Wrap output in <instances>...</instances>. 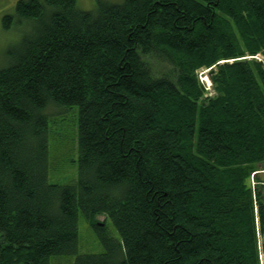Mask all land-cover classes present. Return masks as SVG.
Masks as SVG:
<instances>
[{"label": "trees", "instance_id": "obj_1", "mask_svg": "<svg viewBox=\"0 0 264 264\" xmlns=\"http://www.w3.org/2000/svg\"><path fill=\"white\" fill-rule=\"evenodd\" d=\"M13 20L31 28L0 67V264H264V0H19ZM201 66L215 94L198 102ZM50 103L77 106L64 184ZM79 213L103 252L77 254Z\"/></svg>", "mask_w": 264, "mask_h": 264}, {"label": "rangeland", "instance_id": "obj_2", "mask_svg": "<svg viewBox=\"0 0 264 264\" xmlns=\"http://www.w3.org/2000/svg\"><path fill=\"white\" fill-rule=\"evenodd\" d=\"M120 2L122 0H104ZM97 0H77V5L82 9H94ZM0 10V67L5 65L10 59L6 52H15L20 46L21 39L27 34L31 28L28 22H13L4 27L1 23L2 15L5 13H12L11 11ZM30 26V27H29ZM252 55H244L250 57ZM258 59L264 57L258 53L255 55ZM142 59L147 62L151 73L154 76H161L170 73L173 70V65H169L165 60L159 56L142 55ZM231 61L233 59H224L223 61ZM219 62V61H218ZM211 67V66H210ZM201 66L196 70V76L199 83L203 87V92L198 102L204 101L206 97L215 94L214 85L212 82L211 68L216 67ZM47 115L48 129H47V142H48V181L51 183H68L75 177L76 172V135H77V106H56L48 104L44 108ZM257 178H264V160L255 165ZM251 181L256 184L255 178L251 176ZM259 185V184H258ZM95 221L102 223L105 221V228L114 238H118L117 232L110 222L106 219L104 213H97L93 216ZM78 229V243L77 254H95L104 251L105 247L101 242L98 232L90 225L88 219L81 213L77 219ZM73 255H56L51 256L49 264H73L75 261Z\"/></svg>", "mask_w": 264, "mask_h": 264}, {"label": "flooded vegetation", "instance_id": "obj_3", "mask_svg": "<svg viewBox=\"0 0 264 264\" xmlns=\"http://www.w3.org/2000/svg\"><path fill=\"white\" fill-rule=\"evenodd\" d=\"M19 0H0V10L14 12L16 3ZM2 11V12H4ZM7 14V13H5Z\"/></svg>", "mask_w": 264, "mask_h": 264}]
</instances>
